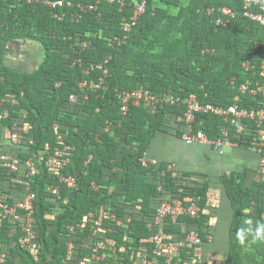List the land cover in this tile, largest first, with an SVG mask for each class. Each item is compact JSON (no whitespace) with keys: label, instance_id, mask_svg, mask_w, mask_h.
I'll list each match as a JSON object with an SVG mask.
<instances>
[{"label":"trees","instance_id":"16d2710c","mask_svg":"<svg viewBox=\"0 0 264 264\" xmlns=\"http://www.w3.org/2000/svg\"><path fill=\"white\" fill-rule=\"evenodd\" d=\"M65 1L71 5L54 9L0 0V201L13 205L25 197L26 186L35 196L31 218L22 211L18 221L0 215V264H104L98 257L106 251L94 252L86 239L92 233L95 242L111 241V256L134 264L141 251L133 247L154 246L147 223L161 202L174 199L197 205L200 215L167 221L165 241L182 240L183 226L202 241L200 255L199 246L188 245L174 258L184 264H264V238L256 237L264 226L261 155L255 152L257 168L219 178L230 210L218 252L212 246L218 204L210 178L146 157L159 135L182 140L186 125L178 117L184 104L163 105L155 113L132 106L122 114L116 97L143 88L182 101L195 94L202 104L222 108L235 98L239 108H264L261 93L240 91L242 84L264 85V25L244 15V0H145L144 14L125 31L133 4L141 0ZM252 1L257 4L251 11L264 15L262 0ZM222 7L234 12L226 27L216 22ZM20 53H30L31 62L21 65L28 58ZM100 79L99 88L79 87ZM195 115L194 133L212 140L227 126L242 150L250 149L253 132L264 129V122L257 127L237 119L244 125L237 134V125H225L219 116ZM29 159L38 165L34 177L23 168ZM13 161L19 163L16 171L10 169ZM78 224L73 239L68 228Z\"/></svg>","mask_w":264,"mask_h":264},{"label":"built area","instance_id":"2783aa9c","mask_svg":"<svg viewBox=\"0 0 264 264\" xmlns=\"http://www.w3.org/2000/svg\"><path fill=\"white\" fill-rule=\"evenodd\" d=\"M15 2L24 1L28 4H41L44 6H50L54 9L58 8H64L69 7L71 4L69 2H66L65 0H14ZM109 2H113L114 0H108ZM121 7L124 5L122 1H119ZM260 3V1H259ZM257 2H253L252 0H244V14L245 16L249 17L252 20L257 21L259 24L264 25V16L261 13H254L251 12L250 9L255 6ZM89 10H95L96 6L90 5L88 6ZM259 10H264V0L260 3V6L258 8ZM221 15L220 19L217 22L222 27H226V24H228V21L234 17V12H232L227 7H222L221 9ZM145 11V0H141L140 2H135L133 4V10L132 15L128 20H126V23L123 26V30L127 31L129 30V27L134 26L137 22L138 18L144 14ZM56 18L58 20H61L62 17L56 14ZM83 47H86V43L83 44ZM247 67L250 66V64H246ZM106 73V71H104ZM261 75H264V62L261 64ZM102 82V80H99V83L90 82L88 85L87 82L79 83L80 88H84L88 86L89 89L93 90L96 88H99V84ZM251 87H248L247 84H242L240 86L241 92L249 91L251 95H256L261 93V97L264 98V85L263 86H257L255 88L249 89ZM116 97L119 100L120 103V111L122 114H126L130 107H143L147 110H149L151 113H155L158 109V107H163V105H179L180 103H183L185 106V111L182 116L178 117V121L185 123L186 125V131L182 135V141L188 145L199 143V144H207L210 145L216 150L217 152L221 153L223 149L229 148V147H236V143L231 141L230 136V128L227 126H223L220 129V136L216 139L210 140L204 133L201 131H197L194 133L193 131V123L196 120L197 113L202 114H210L219 116L223 119V122L230 125H237V129L235 130L236 133H241L244 130V125L237 124V119H247V120H253L255 124L260 126L262 122H264V108L254 110H247L243 108H239L236 105V102L238 101V98H235V103L227 108H222L220 106H215L210 103H204L202 104L198 97L195 94H190L188 98L185 100H181L179 96H174L173 94H167L164 93L160 96L152 95L147 90L143 88H139L133 91H121L117 92ZM77 100V95H70L69 101L74 103ZM201 124V123H200ZM250 149L253 152L258 153L261 155L260 158V165L264 167V129L256 130L253 132V135L251 137V140L249 142ZM140 161L145 164L146 159L141 158ZM51 165L56 164V159L52 158L50 159ZM154 163V162H152ZM19 166V163L17 161H13L10 164V169L12 171H16ZM24 170L26 171L27 177H34L37 170L38 165L32 161L31 159L27 160L24 163ZM60 180L64 182H69V180L60 178ZM26 195L23 199L16 201L13 205L5 204L3 201H0V215L3 218H10L13 221H18L20 219V215L18 214L19 211H22L25 215V218H31L33 215V202L35 200L34 193L31 191L29 186H26ZM200 215V208L195 205L191 204L188 206H183L182 203L174 199L171 202H161L156 209V213L151 221H149L146 225V227L153 233V237L151 241L153 240V248L151 250H147V248L144 245H141L139 249L136 247L132 248V251L137 252L141 251L140 256L138 255V258L135 259L134 264H156L158 262V258H163V264H184L182 260L178 257L177 259L175 257V253L180 250L184 249L186 246H199V248L195 249V253L197 255H200L202 253L201 251V244L202 241L200 237L198 236V233H196L194 230H190L188 232H185V227L183 226V230L181 231L182 240H169L165 241L164 238V226L167 221H169L171 224L176 223V221L181 217H187L189 219H195L199 217ZM26 227L28 228L30 226V221L25 223ZM78 227H81V225L76 226H70L68 228V232L71 234V237L73 239L75 238L76 230ZM31 235L30 233H28ZM94 233L88 235L86 238L90 242V247H92V250L94 252H102L99 255V261L103 262L104 264H124L121 260V258L114 255V253L111 250L110 246H112L111 241L104 237L102 239L97 240L96 242L91 240L92 237H94ZM208 242L212 241V236L209 235ZM29 242V238L27 239V243ZM74 248V244L72 242H69L67 245L68 252H70ZM144 251L146 253H144ZM111 253V254H110ZM150 257V258H149ZM207 262V260H206Z\"/></svg>","mask_w":264,"mask_h":264},{"label":"crops","instance_id":"0c3cea01","mask_svg":"<svg viewBox=\"0 0 264 264\" xmlns=\"http://www.w3.org/2000/svg\"><path fill=\"white\" fill-rule=\"evenodd\" d=\"M160 137L164 138V141H166L168 144H171L173 142L177 143H182L184 145V147H186L187 151L189 152V155H191L193 152H198L201 154H204V162L206 163V167L204 169V172L199 171L203 174H205L206 176H208V178H210V181H212V187L211 189L213 190L212 192L214 193V195L216 196V201L215 203L218 204V210L217 213L215 214V228L217 230V236H216V240L213 242V247L220 252V248H221V237L223 236V234L226 231V222H224L226 220V218H229V206H228V202L226 199H224L223 194L221 193V189L218 186V181L219 178L224 174V173H228L230 171H234L236 168V170H240L241 168L245 167L244 164L242 165H238V167H234L235 169H229L231 166H234L235 161H244V162H248L250 161V159H252L253 161L251 162L252 165H248L246 167L249 168H257L258 166V159H257V155L255 152L249 150H242L239 149L237 147H229V148H225L222 150L221 153L217 152L216 150H214V148L210 145H206V144H186L184 143L182 140H177L173 137H168V136H164L161 135ZM167 139V140H165ZM155 143V142H154ZM152 144L149 152L146 154V157L149 158L152 162H160V161H167L168 163H172L173 166H175L176 169H178V171H185V170H196V168H192L189 166H183V164H181V161L173 158V157H168L165 156L161 153H157V154H153L152 150H153V145ZM217 161L220 162H226L227 165L224 166H220L218 168V170H216L215 172H211L209 170L211 165H214ZM229 162V163H228ZM223 223V224H222ZM214 228V227H213ZM207 256V255H206ZM207 260V259H206Z\"/></svg>","mask_w":264,"mask_h":264},{"label":"rangeland","instance_id":"374dc122","mask_svg":"<svg viewBox=\"0 0 264 264\" xmlns=\"http://www.w3.org/2000/svg\"><path fill=\"white\" fill-rule=\"evenodd\" d=\"M21 57H27L28 61L23 62L21 65H26L29 64L31 62V55L30 53H20ZM18 56V54H16ZM25 59V58H24ZM161 135H159L158 137H156V139L153 141L154 145H153V154H157V153H161L165 156L168 157H173L176 158L178 160L181 161V164H183V166H189L192 168H196L195 171H202L204 172V169L206 167V163L204 162V154L198 153V152H193L191 155H189V152L187 151L186 147H184V145L182 143H171L168 144L166 141H164L163 137H160ZM167 140V139H165ZM253 160L250 159V161H235L234 166H231L229 169H235L234 167H238V165H242L244 164L245 166L248 165H252ZM229 163V162H228ZM227 165L226 162H220L217 161L214 165H211L209 170L211 172H215L216 170H218V168L220 166H224ZM238 169V168H236ZM235 169V170H236ZM185 171H194V170H185ZM205 173V172H204ZM226 222V220L224 221ZM223 224V223H222Z\"/></svg>","mask_w":264,"mask_h":264},{"label":"clouds","instance_id":"9594fccd","mask_svg":"<svg viewBox=\"0 0 264 264\" xmlns=\"http://www.w3.org/2000/svg\"><path fill=\"white\" fill-rule=\"evenodd\" d=\"M243 9H244V6H243ZM250 11H251V9H250ZM233 12V11H232ZM244 12H245V10H244ZM252 12V11H251ZM255 13V12H254ZM262 14V13H261ZM245 15V14H244ZM264 16V15H263ZM247 17V16H246ZM249 18V17H248ZM250 19V18H249ZM252 20V19H251ZM262 62H264V58H263V60H262ZM262 62H261V64H262ZM251 150V149H250ZM252 151V150H251ZM256 237L257 238H264V226H261V227H259L258 229H257V231H256Z\"/></svg>","mask_w":264,"mask_h":264}]
</instances>
